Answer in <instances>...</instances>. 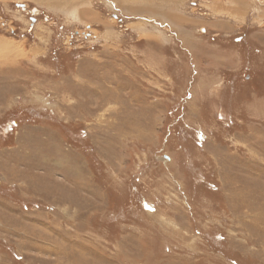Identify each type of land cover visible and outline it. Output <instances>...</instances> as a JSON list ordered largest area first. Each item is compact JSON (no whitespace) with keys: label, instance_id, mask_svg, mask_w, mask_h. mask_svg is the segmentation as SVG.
<instances>
[{"label":"rangeland","instance_id":"374dc122","mask_svg":"<svg viewBox=\"0 0 264 264\" xmlns=\"http://www.w3.org/2000/svg\"><path fill=\"white\" fill-rule=\"evenodd\" d=\"M0 264H264V0H0Z\"/></svg>","mask_w":264,"mask_h":264},{"label":"bare ground","instance_id":"6f19581e","mask_svg":"<svg viewBox=\"0 0 264 264\" xmlns=\"http://www.w3.org/2000/svg\"><path fill=\"white\" fill-rule=\"evenodd\" d=\"M10 49V47L8 48V50Z\"/></svg>","mask_w":264,"mask_h":264}]
</instances>
